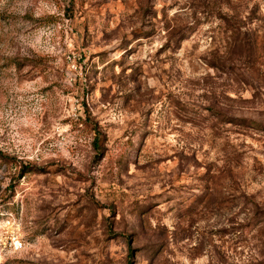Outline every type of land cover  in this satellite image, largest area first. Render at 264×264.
Wrapping results in <instances>:
<instances>
[{"label": "rangeland", "instance_id": "obj_1", "mask_svg": "<svg viewBox=\"0 0 264 264\" xmlns=\"http://www.w3.org/2000/svg\"><path fill=\"white\" fill-rule=\"evenodd\" d=\"M262 127L264 0H0V264H264Z\"/></svg>", "mask_w": 264, "mask_h": 264}, {"label": "trees", "instance_id": "obj_2", "mask_svg": "<svg viewBox=\"0 0 264 264\" xmlns=\"http://www.w3.org/2000/svg\"><path fill=\"white\" fill-rule=\"evenodd\" d=\"M229 122H230V121H229ZM262 128L264 129V127H262ZM96 140H97V138H96ZM95 144H98V141H95ZM259 220H260V221H261V220H264V214L260 216ZM257 225H258V223H255V226H257Z\"/></svg>", "mask_w": 264, "mask_h": 264}]
</instances>
